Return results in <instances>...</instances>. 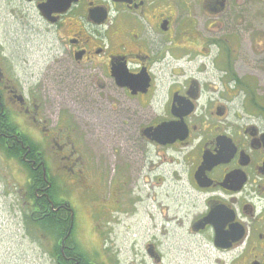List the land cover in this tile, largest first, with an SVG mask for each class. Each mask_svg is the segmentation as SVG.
I'll return each mask as SVG.
<instances>
[{
    "label": "flooded vegetation",
    "instance_id": "flooded-vegetation-1",
    "mask_svg": "<svg viewBox=\"0 0 264 264\" xmlns=\"http://www.w3.org/2000/svg\"><path fill=\"white\" fill-rule=\"evenodd\" d=\"M249 1L5 0L0 151H12L9 161L27 169L19 207L25 236L43 231L39 223L49 212L71 217L69 201H54L50 192L59 178L91 190L103 170L115 168L114 192L132 204L141 201L126 196L133 183L157 196L155 189L169 188L171 179L174 203L162 207L159 230L186 225L208 247L210 264H264V111L244 106L245 88L257 83L252 74H238L240 61L256 55L251 39L243 47L240 36ZM254 2L264 9V0ZM38 26L50 36L52 55L24 91L7 71L5 41L38 33ZM256 60L264 62L262 55ZM39 95L73 102L76 126L64 111L50 122ZM162 124L170 134L156 138ZM95 141L98 153L89 148ZM9 186L0 193L14 207ZM154 235L142 258L162 264ZM62 238L49 252L52 264H100L85 263Z\"/></svg>",
    "mask_w": 264,
    "mask_h": 264
},
{
    "label": "rangeland",
    "instance_id": "rangeland-1",
    "mask_svg": "<svg viewBox=\"0 0 264 264\" xmlns=\"http://www.w3.org/2000/svg\"><path fill=\"white\" fill-rule=\"evenodd\" d=\"M248 4L244 21L240 18V36L243 47L251 39L252 49L254 48L256 55L253 59L245 57L240 61L238 74L239 76L240 73L248 76L252 74L251 76H254L257 83V88L255 85L245 88L247 99L243 103L244 106L251 111L263 112L264 110L251 105L248 99L264 106V62L256 60L260 55L264 58V37L261 35L264 31V9L258 7L254 0H250ZM4 6L5 0H0L1 32H6L7 27L10 26L4 17L6 12ZM38 27L40 29L38 33L30 32L27 37L21 36L19 39L5 41V54L10 59L6 61L9 68L7 71L11 76L17 77V80H22L21 88L24 91L32 90L30 82L33 83L34 79L32 80L30 75H36L43 71L48 58L52 55L47 47L50 36L45 33L43 28ZM252 33L257 37L249 38ZM258 41L260 42L257 43ZM38 85L40 86V83ZM39 100H42L41 103H45V107L49 111L47 115L53 117V119L48 117L50 122L54 123L55 115L58 112L63 116V111L72 118L75 126L79 122L78 116L72 108V105L76 107L73 102L63 100L52 103L48 99L44 102L43 95H39ZM52 105H55V108L51 109ZM102 116L106 121L111 119L107 113ZM104 129L108 130L105 127ZM92 145L89 147L90 151L98 153L99 144L95 141L92 142ZM106 146L101 143L102 152L111 154L106 150ZM100 164L103 169L104 166L105 168L108 166L109 162L106 161L104 165ZM0 165L2 171V175L0 172L2 177L0 190L1 185L4 184L5 187L11 185L16 192L14 207H10L8 194L3 197L0 193V264H52L49 260V252L57 246L59 236L56 235L54 242L55 238L52 236L46 220L39 223L44 232L37 231L31 236H25L24 211L20 208L23 202L22 192L25 189L23 178L27 169L20 163L9 161L1 151ZM114 170L115 168L103 170L98 184H93L91 190L80 191L78 188L69 187L61 178L50 189L54 201L63 199V201H69L73 213L71 239L88 261H96L101 264H140L144 261L146 264H150L147 259L142 258L145 254L143 247L145 241L152 239L151 236L155 234L154 239L158 244L159 251L163 254L162 264H210L208 247L194 240L188 234L186 225L182 227L167 225L166 229L159 230L163 224L162 207H170L174 203L171 200L173 195L171 179H167L170 183L169 188L164 190L154 188L157 196H153L152 189L149 188L150 192L147 191L146 187L148 186H142L141 183H133V193H131V187H127L126 196L128 198L141 200L132 206L131 201L127 202L124 199L125 194L116 196L114 186L115 182L117 183L119 170L115 178L111 179ZM12 171L15 172V175ZM11 175L16 179H13ZM116 200L118 202H115ZM164 232L165 235H163Z\"/></svg>",
    "mask_w": 264,
    "mask_h": 264
},
{
    "label": "trees",
    "instance_id": "trees-1",
    "mask_svg": "<svg viewBox=\"0 0 264 264\" xmlns=\"http://www.w3.org/2000/svg\"><path fill=\"white\" fill-rule=\"evenodd\" d=\"M253 104H255L257 106L259 105V104H256L254 101H253ZM4 154L6 155V157L16 156L15 154H13L12 151H9L8 149H6L4 151ZM36 178H37L36 184L39 186L40 183H42V180L39 176ZM45 220H46V223L49 224L51 232L53 235H55V237H56V235L59 236V238L64 236L66 234V232L70 229L71 219H70V216L68 214H61V213L56 212V211L49 212V214L47 215ZM67 243L74 245V250H75L76 254L83 255L82 252L80 251V249L78 248L77 244L74 242L72 243V239L70 237H69ZM57 247L58 246H56L55 248H57ZM87 262H88V259L85 258V263H87Z\"/></svg>",
    "mask_w": 264,
    "mask_h": 264
},
{
    "label": "water",
    "instance_id": "water-1",
    "mask_svg": "<svg viewBox=\"0 0 264 264\" xmlns=\"http://www.w3.org/2000/svg\"><path fill=\"white\" fill-rule=\"evenodd\" d=\"M153 134L157 138L161 134L169 135L170 134L169 124H162V125L157 126ZM149 254L151 255L150 252H149Z\"/></svg>",
    "mask_w": 264,
    "mask_h": 264
}]
</instances>
